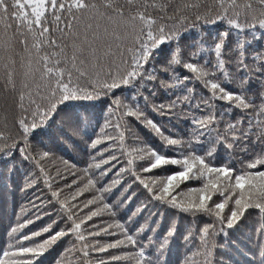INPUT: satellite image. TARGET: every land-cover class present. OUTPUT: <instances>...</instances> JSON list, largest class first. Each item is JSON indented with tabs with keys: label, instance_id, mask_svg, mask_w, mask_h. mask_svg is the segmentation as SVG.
<instances>
[{
	"label": "snow or ice",
	"instance_id": "snow-or-ice-1",
	"mask_svg": "<svg viewBox=\"0 0 264 264\" xmlns=\"http://www.w3.org/2000/svg\"><path fill=\"white\" fill-rule=\"evenodd\" d=\"M261 41L264 0H0V112L11 113L0 160L35 195L0 241V264H44L58 244L53 264H159L157 241L162 250L175 224L157 236L135 219L158 207L200 218L185 264H225L215 237L226 248L228 230L257 217L264 264ZM53 125L82 137L86 160L55 155L41 139ZM134 125L159 144L132 139Z\"/></svg>",
	"mask_w": 264,
	"mask_h": 264
},
{
	"label": "trees",
	"instance_id": "trees-1",
	"mask_svg": "<svg viewBox=\"0 0 264 264\" xmlns=\"http://www.w3.org/2000/svg\"><path fill=\"white\" fill-rule=\"evenodd\" d=\"M209 32L214 33L216 28H209ZM211 42V37H207ZM182 45L193 43V39H186L181 42ZM264 51V41L260 44L255 45ZM257 88H252L249 92L250 96H255ZM102 106L95 109V117L92 118V123L95 124V119L100 118ZM4 116L11 118V113L0 112V119ZM63 114H61V117ZM58 118V122L59 119ZM150 118H154L164 125L165 128L169 129L175 135H180L185 131V125L179 121L173 119L171 123L168 122L167 118H162L155 114H150ZM227 119V117H226ZM176 127L173 128L172 125ZM49 135H44L41 139L44 140L48 147L52 148L55 155L63 157L65 159H75L77 161L86 160V154L83 151L85 144L83 143L82 137L74 136L72 139H66L61 137L60 131L57 125H53L49 130ZM132 132L135 134L132 139L139 137L141 140H146L150 143L159 144L158 138H156L149 129H145L142 126L134 125ZM75 141V142H74ZM36 144V141H33ZM19 157H17V161ZM9 163L0 160V241L6 238V231L11 224H14L19 216L22 215V209L28 211L31 214L30 201L35 199V195L32 191L22 192L20 188L23 185L24 178L21 172L14 173L11 178L8 176ZM198 181H191V186H198ZM40 195L47 196L46 192L38 193ZM122 190H113V198L116 200L122 199ZM144 200L143 195H138L133 198L132 203L125 205L121 209V217L127 218L136 212V209L140 206ZM159 212L161 215H153L152 213ZM105 220L109 219L107 216ZM135 219L139 225H143L146 228L152 227L156 229L155 235L164 236L167 234L170 227L175 224L176 232L174 236L168 237L167 241L164 242V247L160 249V241H157L156 254L160 256L159 264H185V257L189 255V243L186 242L185 237L188 235V231L193 226H200V218L192 217L185 213H179L175 209L167 207L150 208L143 214L137 215ZM207 219V218H205ZM47 217L44 221H38L35 225L30 227L38 229L43 224L48 223ZM259 226V219L252 217L247 220H243L240 224L234 228L228 230L227 244L228 247L224 248L223 245L226 243L225 238L222 235L215 237V243L219 246L214 252V256L217 260L223 258L225 264H258L259 257L258 244L261 243V239L256 234V228ZM150 235L152 233H149ZM67 246L58 244L46 254L44 264H53L54 258L63 250V247ZM199 259H203L200 257Z\"/></svg>",
	"mask_w": 264,
	"mask_h": 264
}]
</instances>
